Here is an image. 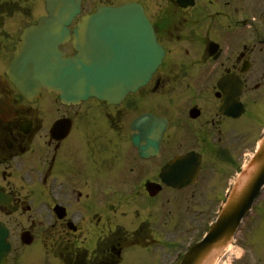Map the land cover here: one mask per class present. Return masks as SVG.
<instances>
[{
  "label": "flooded vegetation",
  "instance_id": "1",
  "mask_svg": "<svg viewBox=\"0 0 264 264\" xmlns=\"http://www.w3.org/2000/svg\"><path fill=\"white\" fill-rule=\"evenodd\" d=\"M130 1L156 29L162 66L121 103L64 104L47 90L27 98L8 77L39 0H0L6 264H160L167 238L181 256L204 237L264 135V0L99 5ZM147 113L166 126L160 139H141L142 150L133 125ZM232 247L218 264H264V190Z\"/></svg>",
  "mask_w": 264,
  "mask_h": 264
},
{
  "label": "water",
  "instance_id": "2",
  "mask_svg": "<svg viewBox=\"0 0 264 264\" xmlns=\"http://www.w3.org/2000/svg\"><path fill=\"white\" fill-rule=\"evenodd\" d=\"M81 0H46L47 16L23 36V49L10 67L11 78L26 94L42 88L56 91L65 101L96 96L116 102L147 82L161 64L164 50L156 41L143 8L136 3L101 7L83 17L73 31L74 56L66 57L61 44L71 38L68 27L80 12ZM134 49V57L122 50ZM248 190L237 189L219 221L201 244L206 247L222 234L231 236L250 209L264 183V143L254 159ZM193 250L183 264H199ZM203 255V254H202ZM201 255V257H202Z\"/></svg>",
  "mask_w": 264,
  "mask_h": 264
},
{
  "label": "rangeland",
  "instance_id": "3",
  "mask_svg": "<svg viewBox=\"0 0 264 264\" xmlns=\"http://www.w3.org/2000/svg\"><path fill=\"white\" fill-rule=\"evenodd\" d=\"M96 0H91V3H93V2H95ZM143 248H132V249H130L131 251H138V250H142ZM169 252V248H167V250H166V253H168ZM141 254H142V252H141ZM169 257V256H168ZM136 260H137V258L135 257L134 259L132 258V257H129V261L131 262V264H135L136 263ZM166 260V259H165ZM150 261H151V259H146V258H143V259H141V263H143V262H145V263H147V264H152V263H150ZM230 261L231 260H229L228 261V264H230ZM126 264V263H125Z\"/></svg>",
  "mask_w": 264,
  "mask_h": 264
}]
</instances>
